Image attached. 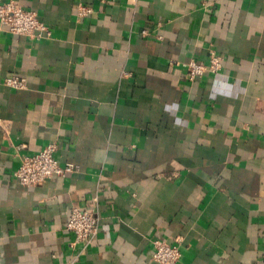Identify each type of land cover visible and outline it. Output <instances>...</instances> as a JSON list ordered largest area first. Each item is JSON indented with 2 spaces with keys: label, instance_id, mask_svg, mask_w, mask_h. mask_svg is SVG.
<instances>
[{
  "label": "crops",
  "instance_id": "0c3cea01",
  "mask_svg": "<svg viewBox=\"0 0 264 264\" xmlns=\"http://www.w3.org/2000/svg\"><path fill=\"white\" fill-rule=\"evenodd\" d=\"M8 1L49 34L0 26V264H158L152 239L264 264V0ZM49 145L71 171L21 185ZM72 208L99 217L85 248Z\"/></svg>",
  "mask_w": 264,
  "mask_h": 264
},
{
  "label": "built area",
  "instance_id": "2783aa9c",
  "mask_svg": "<svg viewBox=\"0 0 264 264\" xmlns=\"http://www.w3.org/2000/svg\"><path fill=\"white\" fill-rule=\"evenodd\" d=\"M90 9L80 8V15L89 13ZM0 26L15 35L28 36L40 39L48 35V28L42 23L34 11L22 8L15 1L0 2ZM222 67L221 58L211 54L209 64L191 60L187 64V77L194 80L204 75L207 71L217 74ZM6 85L21 89L25 80L11 77L6 80ZM55 147L49 145L31 157H25L19 168L14 173L19 183L26 187H34L44 183L45 180L57 175H64L71 171V167H60L54 158ZM66 231L74 235V245L81 244L85 248L95 239L99 229V217L92 209L72 208L65 227ZM152 258L158 264H177L181 252L179 241L170 244L159 239H152Z\"/></svg>",
  "mask_w": 264,
  "mask_h": 264
}]
</instances>
